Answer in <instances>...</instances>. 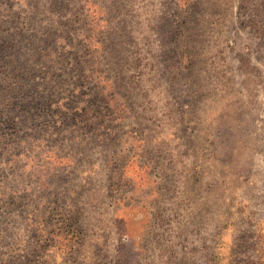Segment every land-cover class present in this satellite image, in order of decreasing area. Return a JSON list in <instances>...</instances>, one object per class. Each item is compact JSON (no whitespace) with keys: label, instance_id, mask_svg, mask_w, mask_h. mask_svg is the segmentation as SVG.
Here are the masks:
<instances>
[{"label":"rangeland","instance_id":"1","mask_svg":"<svg viewBox=\"0 0 264 264\" xmlns=\"http://www.w3.org/2000/svg\"><path fill=\"white\" fill-rule=\"evenodd\" d=\"M0 264H264V0H0Z\"/></svg>","mask_w":264,"mask_h":264},{"label":"trees","instance_id":"2","mask_svg":"<svg viewBox=\"0 0 264 264\" xmlns=\"http://www.w3.org/2000/svg\"><path fill=\"white\" fill-rule=\"evenodd\" d=\"M191 1V0H190ZM186 8L182 7L181 13L178 15V26L175 29V41L178 43V45H181L182 53H186V51H189L188 49V42L190 43L192 34H193V22H194V15H193V4L192 2L186 3ZM190 10V11H188ZM191 47V46H190Z\"/></svg>","mask_w":264,"mask_h":264}]
</instances>
